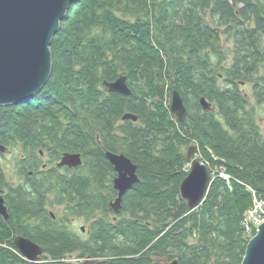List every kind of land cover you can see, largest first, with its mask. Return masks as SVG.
Masks as SVG:
<instances>
[{
  "label": "trees",
  "instance_id": "obj_1",
  "mask_svg": "<svg viewBox=\"0 0 264 264\" xmlns=\"http://www.w3.org/2000/svg\"><path fill=\"white\" fill-rule=\"evenodd\" d=\"M51 52L44 88L24 104L0 107V144L30 154L19 166L37 171L42 128L67 138L59 143L100 149L109 142L99 145L97 135L121 127L127 154L142 150L144 180L125 200L123 244L111 240L94 249L93 261L74 262L66 254L76 249L56 234L49 258L32 263L0 217V264H242L247 214L255 199L264 202V0H78ZM120 76L132 96L104 86ZM175 90L188 110L184 124L171 112ZM202 98L213 110L203 111ZM126 113L138 122L122 121ZM193 145L212 175L195 210L180 190Z\"/></svg>",
  "mask_w": 264,
  "mask_h": 264
},
{
  "label": "flooded vegetation",
  "instance_id": "obj_2",
  "mask_svg": "<svg viewBox=\"0 0 264 264\" xmlns=\"http://www.w3.org/2000/svg\"><path fill=\"white\" fill-rule=\"evenodd\" d=\"M105 131L111 135L106 138L97 135L96 141L100 145L107 140L109 144L96 149L82 143H59L57 140L67 138L51 137L42 128L37 171L26 172L19 166L31 161L30 154L19 146L17 149L6 146V151L0 152V198L8 218L2 214L0 217L12 229L10 240L15 246L18 238L32 241L42 249L40 259L43 261L49 258L50 247L57 244L52 237L58 234V237L65 238V244L76 249L66 254L68 258L74 262H90L94 249H105L111 240L115 245L126 241L124 225L128 215L125 200L131 198L135 187L143 183V165L146 163L138 158L143 154L140 148L127 154V129L115 127ZM107 153L124 156L135 166L137 182L122 196L119 210H115L114 204L120 198V191L116 188L120 173ZM68 154L79 156L81 164H76L78 159H73L70 164L62 165ZM197 154L198 147L194 158ZM190 170L191 165L187 172ZM84 254L85 258L80 259ZM162 261L170 264L167 260Z\"/></svg>",
  "mask_w": 264,
  "mask_h": 264
},
{
  "label": "water",
  "instance_id": "obj_3",
  "mask_svg": "<svg viewBox=\"0 0 264 264\" xmlns=\"http://www.w3.org/2000/svg\"><path fill=\"white\" fill-rule=\"evenodd\" d=\"M78 0H0V107L24 104L34 98L50 79L52 73L51 45L60 30L69 8ZM104 86L111 93L126 97L133 92L128 85V78L120 76L114 82L104 81ZM204 112L213 110V105L205 98L200 100ZM171 111L179 123L188 119V110L181 94L172 93ZM139 118L126 113L122 121L138 122ZM6 146L0 144V152ZM197 147L188 151L187 159L191 170L181 184V196L191 210L199 208L212 184V175L208 167L195 157ZM108 159L120 173L116 188L120 198L114 204L115 210L121 206L122 196L137 182L135 166L124 156L107 154ZM79 156L66 155L62 165L70 164ZM0 214L8 218L3 201L0 198ZM16 248L20 254L32 263H40L42 249L30 240L18 238ZM166 263V261H164ZM170 264H178L174 261ZM242 264H264V223L257 235L248 244Z\"/></svg>",
  "mask_w": 264,
  "mask_h": 264
},
{
  "label": "built area",
  "instance_id": "obj_4",
  "mask_svg": "<svg viewBox=\"0 0 264 264\" xmlns=\"http://www.w3.org/2000/svg\"><path fill=\"white\" fill-rule=\"evenodd\" d=\"M220 175L224 180L229 181V177L226 175L223 169L220 171ZM260 213H264V203L257 202L255 207L247 214L244 226L246 229V234L249 238H252L253 229L255 228L258 230L260 225L264 223V219L262 220L258 218ZM255 217L257 218L255 219Z\"/></svg>",
  "mask_w": 264,
  "mask_h": 264
},
{
  "label": "rangeland",
  "instance_id": "obj_5",
  "mask_svg": "<svg viewBox=\"0 0 264 264\" xmlns=\"http://www.w3.org/2000/svg\"><path fill=\"white\" fill-rule=\"evenodd\" d=\"M244 92L247 94V95H252V88H251V85H246L245 87H244ZM171 102H172V98H171ZM251 102L253 103V104H255V101L254 100H252L251 99ZM170 104V100L169 99H167V104H166V106H168ZM172 112V111H171ZM259 116H260V119H263L264 118V113H263V111L260 109L259 110ZM264 123V121L262 122V124ZM16 151V153H18L19 154V152H18V150H15ZM198 155V154H197ZM257 202H259V203H264L262 200H260V199H255V205H256V203ZM261 216V217H260ZM258 218H260V219H264V213H260L259 215H258ZM252 239V238H251ZM73 261V260H72Z\"/></svg>",
  "mask_w": 264,
  "mask_h": 264
},
{
  "label": "bare ground",
  "instance_id": "obj_6",
  "mask_svg": "<svg viewBox=\"0 0 264 264\" xmlns=\"http://www.w3.org/2000/svg\"><path fill=\"white\" fill-rule=\"evenodd\" d=\"M246 85L244 84V87H245ZM108 89V88H107ZM109 90V89H108ZM110 92V91H109ZM111 93V92H110ZM172 103V102H171ZM175 115V114H174ZM176 116V115H175ZM108 154V153H107ZM111 154V153H110ZM67 165V164H66ZM257 217H255V219H256ZM256 231H257V233H258V230L256 229ZM257 235V234H256ZM255 236H253V233H252V238H254Z\"/></svg>",
  "mask_w": 264,
  "mask_h": 264
}]
</instances>
